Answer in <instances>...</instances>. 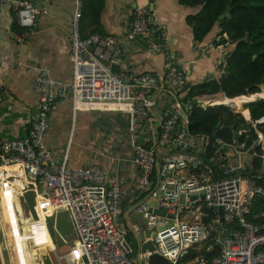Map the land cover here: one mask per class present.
Instances as JSON below:
<instances>
[{
    "label": "built area",
    "instance_id": "built-area-1",
    "mask_svg": "<svg viewBox=\"0 0 264 264\" xmlns=\"http://www.w3.org/2000/svg\"><path fill=\"white\" fill-rule=\"evenodd\" d=\"M5 2L17 13L18 23L28 28L46 11L29 0H0V4ZM74 2L68 35L72 78H56L47 66H38L33 79L38 105L25 134L0 137V180L5 181L7 167L16 166L10 173L12 182L23 174L34 188L45 190L40 201L48 209L66 207L70 211L78 238L68 251L56 255L58 264H137L131 257L134 246L123 217L121 181L111 178L98 164L68 165L66 153L58 160L45 143L49 113L58 101L68 97L76 108L120 109L129 114L138 183L146 193L135 207L144 227L154 231L153 250L140 253L143 262L155 252L168 264H264V221L248 218L254 196L264 194V187L257 182L264 166V131L255 129L252 142L258 151L237 162L232 157L248 151L244 142L229 143L212 133L213 152L210 159L205 158L211 137L190 131L188 112L194 105L206 107L209 98H183L185 69L172 55L166 28L152 9L135 4L127 36L163 54V73L142 72L126 80L114 69L123 59V37L100 30L82 35L83 0ZM225 65L226 60L220 63ZM157 90L170 95L172 101L151 137L142 139L155 104L152 94ZM110 103L124 107L106 106ZM262 117L251 119L252 125L263 123ZM218 123L221 126L222 120ZM233 128L241 134L246 131ZM169 145H175L172 153L158 154L159 147ZM254 156L261 158L260 168L255 167ZM32 207L39 209L38 204Z\"/></svg>",
    "mask_w": 264,
    "mask_h": 264
},
{
    "label": "crops",
    "instance_id": "crops-1",
    "mask_svg": "<svg viewBox=\"0 0 264 264\" xmlns=\"http://www.w3.org/2000/svg\"><path fill=\"white\" fill-rule=\"evenodd\" d=\"M29 1L46 10L36 17L30 28L18 23L17 13L10 3L0 4V137L25 134L27 122L35 115L38 105L33 89L38 66H47L56 78H72L68 35L74 0ZM135 4L150 7L165 26L170 50L177 64L185 69L186 81L197 83L225 71V66L220 63L226 60V53L233 48L234 42H227L228 39L220 42L221 38L228 37L222 32L220 23L216 22L201 38H193L192 27L186 22V15L197 11L201 5L191 7L179 0H85L80 20L81 34L100 30L123 37V59L114 69L126 80L142 72L161 75L164 69L163 54L153 52L139 39L127 36ZM16 53L19 55L13 61ZM163 94L159 90L152 94L155 104L149 111L142 139H148L166 115L170 95L165 98ZM222 96L228 95L222 93ZM253 101L241 104V108L248 109V114L241 109L232 112L241 113L250 121L253 118L247 104ZM106 106L124 107L120 103ZM44 140L58 160L66 153L68 165L98 164L111 178L121 181L123 217L138 260L139 250L133 229L144 225L136 220L139 211L135 205L146 197V193L138 183V168L129 134V114L120 109L76 108L68 97L52 107ZM201 144L198 139L197 145ZM164 148L162 154L175 150L173 146ZM12 171H5V181L0 180V264H58L56 255L68 251L78 238L70 211L66 207L55 211L48 209L40 201L45 190L34 188L29 177L23 174L12 182ZM34 204L39 205L38 210L33 209ZM61 211L67 212L62 220L63 226L58 218Z\"/></svg>",
    "mask_w": 264,
    "mask_h": 264
},
{
    "label": "trees",
    "instance_id": "trees-1",
    "mask_svg": "<svg viewBox=\"0 0 264 264\" xmlns=\"http://www.w3.org/2000/svg\"><path fill=\"white\" fill-rule=\"evenodd\" d=\"M179 1L191 7L201 5L197 11L186 15V22L192 27L193 38H201L216 22H219L222 32H225L228 39L234 42L233 48L226 53L224 72H219L213 78L192 83L189 88L182 91L184 99L213 97L209 98L207 102L218 103L216 104L217 108L192 106L188 112V128L194 134L210 135V144L207 145L206 152L203 153L205 158L210 159L214 147L212 144L213 129L220 120L226 117L233 127L246 129L239 140L244 142L249 152L242 156L232 157L234 162L248 159L254 151L259 149L257 146L255 147L252 141L256 136V128L264 131V122L253 126L251 121L245 120L240 114L233 113L224 103H230L237 109V106L243 102L254 100L257 96L264 97V88L260 90V84L264 85V0ZM84 3L85 0H83V6ZM225 11H228L230 15L220 17V14ZM224 41H226V38L220 39V42ZM222 93L228 96L239 93L251 94L220 97ZM163 95L167 98L166 93ZM247 106L253 119L264 115L263 98L250 102ZM245 110L244 114H248V109L245 108ZM169 146H165V148ZM162 148L164 147L157 149L159 155L163 153ZM253 163L256 168H260L261 158L254 156ZM257 182L264 187V166ZM248 218L256 222L264 221V194L258 193L254 196ZM206 255L211 256L212 253H206Z\"/></svg>",
    "mask_w": 264,
    "mask_h": 264
},
{
    "label": "water",
    "instance_id": "water-1",
    "mask_svg": "<svg viewBox=\"0 0 264 264\" xmlns=\"http://www.w3.org/2000/svg\"><path fill=\"white\" fill-rule=\"evenodd\" d=\"M224 15L229 16L230 13L228 11H225L224 13L220 14V17H223ZM191 85L190 81L185 82V84L182 87V91L186 90L187 88H189ZM263 87V84H260V87ZM208 98H212V97H208ZM197 100L202 101L201 97H198ZM172 101V97L169 96L168 98V102L170 103ZM221 103V102H220ZM185 107L187 109L188 107V103L185 102ZM213 135L223 139L226 142L232 143L235 142L237 140L240 139L241 133L234 130L233 125L230 124V122L228 121V119L225 117L222 120V124L220 126L219 123H217V125L215 126V128L213 129ZM175 147V145H174ZM222 209V207H220V210ZM155 212L160 213V214H164V211L158 208L154 209ZM172 214H169V216H171ZM134 232V238H135V242L137 245V248L139 250V259H138V264H168V260L159 255L158 253L152 252L150 254L147 255L146 257V262L141 259L140 257V253H144L146 250H153L154 248V244L153 241L151 239V236L154 235V231L147 229L145 227L142 228H135L133 229Z\"/></svg>",
    "mask_w": 264,
    "mask_h": 264
},
{
    "label": "rangeland",
    "instance_id": "rangeland-1",
    "mask_svg": "<svg viewBox=\"0 0 264 264\" xmlns=\"http://www.w3.org/2000/svg\"><path fill=\"white\" fill-rule=\"evenodd\" d=\"M227 39H228V37H226V41H227ZM229 40V39H228ZM225 41V42H226ZM227 42H230V40L229 41H227ZM223 43V42H222ZM261 89H263L264 88V86L262 87H260ZM260 89V90H261ZM255 93V92H254ZM244 94V93H243ZM238 95H242V94H238ZM245 95H249V93H247V94H245ZM218 97V96H217ZM220 97H224V96H222V94H221V96ZM228 97V96H227ZM229 97H232V96H229ZM260 97V96H259ZM261 98H263L264 99V97H261ZM212 101H214V100H212ZM216 104H218V103H209L207 106H210V107H213V108H217V105ZM225 104H227V106H228V108L230 109V110H233V111H235L234 109H236V107L235 106H233L232 104H230V103H225ZM245 105V104H244ZM244 105H242V106H244ZM238 108L237 109H241L242 111H243V113L246 111L245 110V108H241V105H238L237 106ZM239 112V111H238ZM240 115H241V113H239ZM242 116V115H241ZM249 152V150L246 152V153H248ZM31 206V205H30ZM58 214V213H57ZM67 216V212L66 211H61L60 213H59V215H58V218H59V224L60 225H62L63 226V224H64V222L62 221L63 219H65V217ZM136 220L138 221V223L140 224V225H142L143 226V218L141 217V213L140 212H136ZM61 221H62V224H61ZM65 248H67V247H64V249ZM136 249L133 251V253L131 254V257H132V259L138 264V260H137V257H136ZM51 257H52V260L54 259V257H53V253H51Z\"/></svg>",
    "mask_w": 264,
    "mask_h": 264
},
{
    "label": "bare ground",
    "instance_id": "bare-ground-1",
    "mask_svg": "<svg viewBox=\"0 0 264 264\" xmlns=\"http://www.w3.org/2000/svg\"><path fill=\"white\" fill-rule=\"evenodd\" d=\"M9 169H13V170H15V169H16V166H10V167H7V168L5 169V171H7V170H9ZM1 191H2V189L0 188V193H1Z\"/></svg>",
    "mask_w": 264,
    "mask_h": 264
}]
</instances>
